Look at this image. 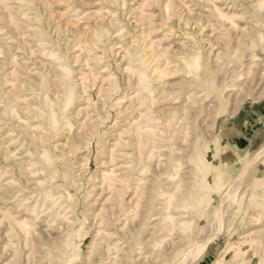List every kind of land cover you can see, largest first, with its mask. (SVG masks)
<instances>
[{"label": "rangeland", "instance_id": "obj_1", "mask_svg": "<svg viewBox=\"0 0 264 264\" xmlns=\"http://www.w3.org/2000/svg\"><path fill=\"white\" fill-rule=\"evenodd\" d=\"M260 2L0 0V264H264ZM250 78L258 87L233 96L237 81ZM192 81L200 94L181 111ZM133 121L150 125L141 139L138 125L129 128ZM226 124L235 131L222 134ZM138 139L148 146L142 149ZM171 148L191 202L188 239L164 261L131 260V245L148 233L121 228L115 212L131 192L121 189L120 176L138 184L144 174L142 187L145 180L155 185V164L165 165ZM243 172L238 188L222 199ZM135 199L144 204L142 196ZM141 202L138 215L130 210L127 219L141 215ZM221 207L223 219L212 226Z\"/></svg>", "mask_w": 264, "mask_h": 264}, {"label": "bare ground", "instance_id": "obj_2", "mask_svg": "<svg viewBox=\"0 0 264 264\" xmlns=\"http://www.w3.org/2000/svg\"><path fill=\"white\" fill-rule=\"evenodd\" d=\"M257 1V0H256ZM254 9V8H253ZM258 10H259V14L260 15H263L264 14V3H261L260 2V5L258 6ZM224 17V16H223ZM226 18V17H225ZM226 19H228V18H226ZM264 24V23H263ZM253 29V28H252ZM260 29V28H259ZM249 29H247L246 31H248ZM244 32V31H243ZM252 32V31H251ZM260 32V31H259ZM248 33V32H247ZM250 33V32H249ZM231 34V33H230ZM251 34H254V33H251ZM228 36V38H229V34H227ZM236 35V34H235ZM240 35V34H239ZM243 35H244V33H243ZM243 35L241 36L240 35V38L241 37H243ZM246 35V34H245ZM248 35V34H247ZM224 36V35H223ZM226 36V35H225ZM249 36V35H248ZM255 36V35H254ZM245 37V36H244ZM243 37V38H244ZM239 38V39H240ZM225 39V38H224ZM236 39V38H235ZM238 39V40H239ZM230 40V39H229ZM224 41V40H223ZM222 41V42H223ZM226 41V40H225ZM243 41V40H242ZM227 42H228V40H227ZM226 42V43H227ZM231 44H232V42H231ZM231 44H227L226 45V48L228 47V45L230 46ZM231 48V47H230ZM223 51V50H222ZM217 55H219V54H217ZM185 57V56H184ZM182 58V60H184V62L186 63V64H188V61H185V59L186 58ZM244 57V56H243ZM249 57H250V59H251V56H250V54H249V56H248V59H249ZM241 58H239V60H240ZM188 60V59H187ZM238 60V61H239ZM242 60V59H241ZM244 60V59H243ZM242 60V61H243ZM245 60H247V58L245 59ZM245 60H244V62H245ZM232 61V60H231ZM230 61V62H231ZM236 60H234V62H235ZM237 61V64L239 63V66H240V62H238ZM241 61V62H242ZM183 62V63H184ZM255 63V62H254ZM185 64V65H186ZM229 64V63H228ZM236 64V63H235ZM235 64H233L234 66H236ZM249 65H250V63H248ZM264 64V63H263ZM246 65V64H245ZM252 65H253V63H252ZM260 66V65H259ZM258 66V67H259ZM261 66H263V65H261ZM232 67V66H231ZM241 67H242V65H241ZM238 67H235V69H237ZM249 68V67H248ZM252 67H251V65H250V69H251ZM255 68V67H254ZM262 68H264V66L262 67ZM226 69H227V67H226ZM256 69V68H255ZM259 69V68H258ZM238 70V69H237ZM244 69H242V71H243ZM246 70V69H245ZM248 70V69H247ZM239 71H240V67H239ZM230 72H231V74H232V71L230 70ZM245 72V71H244ZM263 72V71H262ZM191 73H193V72H190L189 74H191ZM188 74V73H187ZM234 75V74H233ZM254 75L255 74H253V77H254ZM237 76V75H236ZM260 76V75H259ZM188 77V76H187ZM258 77V76H257ZM263 77V76H262ZM237 78H239L238 76H237ZM251 79V78H250ZM240 80V81H237V83L235 84V86H233V89H232V91H234V95L233 96H236V95H238V94H240V95H245L246 94V92H249L250 90L252 91L254 88H256V87H258V83H259V81L258 82H256L255 83V80H253V79H251V80ZM261 80V79H260ZM201 81V80H200ZM261 81H263V80H261ZM260 81V82H261ZM194 85L196 86L197 85V83L196 82H194V81H192L191 83H189L188 84V86L186 87V88H189V90L186 92V93H183V94H181V111H185V110H188V109H190L191 108V106L189 107L188 106V104H187V102L189 101V100H191V98L193 97V96H196V95H198V94H200V93H198L197 92V90L195 89V87H194ZM199 86V85H198ZM71 92V91H70ZM236 94V95H235ZM231 96V94H227L225 97L223 96L222 97V100H224V98H226V97H230ZM239 96V95H238ZM133 97H134V95H133ZM194 98V97H193ZM192 98V99H193ZM235 98V97H234ZM238 98H240V96L238 97ZM238 98H235L236 100L238 99ZM194 101V100H193ZM192 101V102H193ZM191 102V101H190ZM212 103V102H211ZM193 104V103H192ZM133 105V104H132ZM131 107V106H130ZM130 107H129V109H130ZM136 107V106H135ZM147 107V106H146ZM138 107H136L135 109H137ZM141 108V107H140ZM145 108V107H144ZM144 108H142V109H144ZM119 109V108H118ZM123 109V108H122ZM124 110V109H123ZM134 110V109H133ZM138 110V109H137ZM118 111V110H117ZM142 111V110H141ZM52 112V111H51ZM134 112V111H133ZM132 112V113H133ZM138 112V111H137ZM117 113V112H116ZM118 113H120V111L118 112ZM146 113V112H145ZM42 114V113H41ZM139 114V113H138ZM48 116H50V115H48ZM45 117V116H44ZM43 117V118H44ZM124 117V116H123ZM127 117V116H126ZM144 117H145V115H144ZM143 117V118H144ZM47 118V117H46ZM136 118V117H135ZM137 118H139V117H137ZM136 118V119H137ZM180 118V120H181V125L184 123V118L183 117H179ZM11 120V119H10ZM180 120H178V121H180ZM14 121V120H13ZM49 121V120H48ZM117 121V120H116ZM175 121H176V118H175ZM50 122V121H49ZM49 122H48V124H49ZM17 123V122H16ZM46 123V122H45ZM172 123L174 124V122L172 121ZM166 124V123H165ZM170 124V123H169ZM172 124V125H173ZM135 125H138L137 126V129H134L135 130V132H136V136H137V138H142V136L146 133V130L145 129H147L150 125L149 124H140V123H138V121H133L132 123H131V125H130V127L129 128H133V126H135ZM163 125V124H162ZM53 126V125H52ZM119 126V125H118ZM121 127H122V125H120ZM165 126H167V125H165ZM164 127V126H163ZM172 127H174V126H172ZM126 129H129V128H127V127H125ZM168 128V127H167ZM175 130H176V128H174ZM122 130H125V129H122ZM170 130H171V128H170ZM175 130H173V132H175ZM131 132L130 133H132V130H130ZM185 130H183V132H184ZM128 132V131H127ZM154 132H157V130L156 131H154ZM167 132H168V134L170 133V131H169V128L167 129ZM173 132H171V133H173ZM177 133V132H176ZM176 133H174V134H176ZM179 133V132H178ZM167 134V135H168ZM78 135V134H77ZM123 135V134H122ZM155 135V134H154ZM171 135V134H170ZM133 136H134V133H133ZM122 137V136H121ZM121 137H120V139H121ZM156 137H157V135H156ZM159 137V136H158ZM178 137V136H177ZM179 137H180V135H179ZM149 138V140H150V137H148ZM153 138V137H152ZM162 138H164V137H162ZM119 138H118V140H120ZM136 139V138H135ZM146 139V138H145ZM167 139V138H166ZM179 139V138H178ZM183 139H185V138H183ZM182 139V140H183ZM187 139H185V141H186ZM139 141V139L137 140V142ZM153 141H154V139H153ZM156 141V140H155ZM162 141H164V139L162 140ZM175 141V140H174ZM188 142H189V140H187ZM186 141V142H187ZM120 142V144H121V141H119ZM136 142V141H135ZM140 142V144L142 143V146H143V143H144V141L143 142H141V141H139ZM160 141H158V143H159ZM169 142V141H168ZM176 142H177V140H176ZM119 145V144H118ZM169 145V144H168ZM172 145V144H171ZM186 145V144H185ZM189 145V144H188ZM19 146V145H18ZM146 146H148V144L146 145ZM145 146V147H146ZM161 146V145H160ZM159 146V147H160ZM190 146V145H189ZM115 147V146H114ZM144 147V146H143ZM142 147V149H145V147L143 148ZM181 147H182V145H181ZM191 147V146H190ZM14 148V147H13ZM138 149H139V147H137ZM186 148V147H185ZM187 148H189L188 146H187ZM186 148V149H187ZM167 149L169 150L170 149V146H167ZM166 149V150H167ZM162 150H165V149H162ZM179 150V149H178ZM88 151V150H87ZM144 151V150H143ZM192 151V150H191ZM162 151H161V149H160V153H161ZM164 152V151H163ZM188 152V151H187ZM262 152H264V149L257 155V156H259ZM139 153V152H138ZM137 153V155H140V154H138ZM165 153V152H164ZM184 153H186L185 151H184ZM183 153V154H184ZM113 154V153H112ZM118 154V153H117ZM143 153H141V155H142ZM161 154H163V153H161ZM161 154H160V157H161ZM174 153H173V150H172V148H171V151L169 152V154H165L164 155V157L166 156L168 159L167 160H165V161H163V162H165V165H166V167H164L165 165H164V163L162 164V163H160V165H164L162 168L160 167L159 168V166L157 165V164H155V167H157V169L155 170V174H154V177L153 178H155V180H157V182L158 183H155V185L153 184V186H152V180H145V182H146V184H144V187H142V185L143 184H140V182H142V180H144V179H142V176H144V174H142V175H140L139 177H141V179H139L138 180V184H131V182L130 183H127V178H126V174L125 175H122V176H120V179H121V189L122 190H124L125 191V193H129V192H131L130 193V195H129V197H128V200H126V199H124V198H122L121 200H120V208H118V207H116V205H115V207L116 208H118L119 210L117 211V212H115L116 213V215L118 216V220H120V221H122L121 223H122V227L121 228H123V227H126L127 225L130 227V229L131 230H133V231H137L138 232V234L139 235H142V234H144V233H148V236L143 240V239H140L139 238V241L137 242L136 241V243H133V245H131V248H130V251L132 252V251H134L133 253H130V259L131 260H134V258H136L137 260H139V259H142V258H149L151 261H153L154 263H157V262H159V261H164V260H166L167 259V257L169 256V254L171 253V252H173V251H175V250H177L178 249V247H180V245H181V243H185L186 244V242L185 241H187V239H188V237H187V235H186V233L187 232H185V231H187V229H186V225H185V223H184V220H185V217H186V215H187V210H188V207L189 206H191V202H189L190 200L189 199H187L188 198V190H187V187H186V189L184 188V183H186L187 181L183 178H181V176H179L178 177V175H179V168H177L176 169V167H175V162L177 161V159L176 158H174V155H173ZM11 155V154H10ZM123 155H126V154H123ZM141 155H140V157H141ZM195 155V154H194ZM143 156V155H142ZM145 156V155H144ZM155 156V155H154ZM179 156H181L182 157V159H183V156H182V154L180 155L179 154ZM261 156V155H260ZM151 157H153V156H151ZM158 157V156H157ZM142 158V157H141ZM156 158V157H155ZM180 158V157H179ZM253 158V157H252ZM261 158V157H260ZM157 159V158H156ZM18 160H19V158H18ZM132 160V159H131ZM141 160H143V158L141 159ZM158 160H159V158H158ZM139 161H140V158H139ZM139 161H138V163H139ZM259 161V160H258ZM141 162V161H140ZM181 162V161H180ZM132 163V162H131ZM150 163H151V161H150ZM155 163V162H154ZM120 164V163H119ZM256 164V163H255ZM254 164V165H255ZM147 165V164H146ZM146 165H145V167H146ZM149 165V164H148ZM181 165V164H180ZM187 165V164H186ZM63 166V165H62ZM59 167H61V166H59ZM253 167V166H252ZM63 168V167H62ZM136 168V167H135ZM147 168L149 169V167L147 166ZM153 168H154V166H153ZM118 169V168H117ZM123 169V168H122ZM144 168H142V170H143ZM151 169H152V167H151ZM161 169V170H160ZM189 169V168H188ZM88 170V169H87ZM113 170V169H112ZM112 170H110V172H109V174L111 173V171ZM119 170V169H118ZM131 170V169H130ZM142 170L140 169V173L142 172ZM158 170V171H157ZM115 171V170H114ZM112 172V173H116V172ZM187 171V170H186ZM251 171V170H250ZM190 172V171H189ZM143 173H144V171H143ZM145 173H148V171L147 172H145ZM186 173V172H185ZM185 173H184V175H185ZM196 173H198L199 174V172H195V175H196ZM113 174V176H117V175H114ZM117 174V173H116ZM120 174H122V173H120ZM190 174V173H189ZM247 174H249L248 172H247ZM108 175V174H107ZM148 175V174H147ZM146 175V176H147ZM151 175H152V173H151ZM245 175V172H243L240 176H238L237 177V179H236V181L235 182H233V184H232V186H231V188H229V189H227L226 190V192H224L223 193V198L222 199H224L226 196H228L229 197V194L231 195L232 193L231 192H234L233 190L236 188H238V185H236V183L238 182V181H240V180H242L243 179V176ZM251 175V174H250ZM249 175V176H250ZM50 176V175H49ZM110 176V175H109ZM200 177V174L199 175H196V177ZM251 176H253V175H251ZM113 178V177H112ZM245 178V177H244ZM131 179V178H130ZM147 179V178H146ZM151 179V178H150ZM202 179V178H201ZM90 180V179H89ZM109 180V179H108ZM119 180V179H118ZM117 180V181H118ZM134 180V179H133ZM111 181H113V180H111ZM110 181V182H111ZM186 181V182H185ZM200 182V181H199ZM241 182H244V180L243 181H241ZM135 183H137V182H135ZM144 183V182H143ZM192 183H194V182H192ZM107 184V183H106ZM112 184V183H111ZM120 184V183H119ZM151 184V185H150ZM108 186V185H107ZM112 186V185H111ZM118 186V185H117ZM197 186V185H196ZM241 186H242V183H241ZM115 187H116V185H115ZM114 187V188H115ZM240 187V186H239ZM45 189V188H44ZM109 189H110V187H109ZM116 189H117V187H116ZM115 189V190H116ZM191 189V188H190ZM197 189V188H196ZM192 190V189H191ZM198 190V189H197ZM196 190V191H197ZM118 190H116L115 192H117ZM196 191H194L193 192V195H196ZM122 192V191H121ZM118 193V192H117ZM119 195V194H118ZM142 196V198L144 199V204L140 201V200H137L138 202H136V199H135V197L136 196ZM192 195V198L193 197H196V196H193ZM123 196V195H122ZM126 196H127V194H126ZM119 198H120V196H118ZM197 197H198V195H197ZM118 198V199H119ZM126 198V197H125ZM135 199V200H134ZM141 199V198H140ZM227 199V198H226ZM106 200V199H105ZM230 200V199H229ZM129 201V202H128ZM143 204V206H142V208H141V211H139V209H138V211L141 213V215L140 216H136V217H134L135 215H138V213H137V211H136V209L137 208H139V204H140V202ZM224 201V200H223ZM113 202H114V200H113ZM112 202V203H113ZM132 202V203H131ZM226 202V201H225ZM230 202V201H229ZM104 203V202H103ZM106 203V202H105ZM119 203V202H118ZM127 203H131V207H128L126 204ZM134 204H136L138 207H136L135 209H134ZM225 204H227V203H225ZM225 204H224V206H225ZM140 206H141V204H140ZM105 208H106V204H105ZM227 208V207H226ZM115 208H114V206H113V209H111V210H114ZM191 209V208H190ZM111 210H109V211H111ZM117 210V209H116ZM130 210H134L133 212H135V213H137V214H135L134 216H133V218L132 217H130V218H132L133 219V221L132 222H130L128 219H130L129 217H128V219H127V216L129 215V211ZM193 210V209H192ZM226 210L227 209H225V210H223V208L221 207V208H219V211H218V214L217 215H214V217L211 219V221L209 222V224H211L212 226H213V224L212 223H215V222H221L222 221V219H223V213L224 212H226ZM115 211V210H114ZM259 211V210H258ZM132 212V211H131ZM195 212V214H196V211H194ZM106 213V212H105ZM109 214H110V212H108ZM107 213V214H108ZM111 213H112V211H111ZM114 213V214H115ZM108 214V215H109ZM113 214V213H112ZM198 214V213H197ZM133 215V214H132ZM198 215H200V214H198ZM194 218V217H193ZM110 219V218H109ZM108 219V220H109ZM112 219V218H111ZM131 219V220H132ZM135 219V220H134ZM248 219V218H247ZM251 219V218H250ZM198 220V219H197ZM129 221V222H128ZM251 222V221H250ZM85 223V222H84ZM98 223V222H97ZM258 223V222H257ZM112 224V223H111ZM209 224L207 225V226H209ZM252 224V223H251ZM103 225V224H102ZM254 225V224H253ZM258 225V224H257ZM15 226V225H14ZM80 226V225H79ZM196 226H197V223H196ZM205 226H206V224H205ZM206 226V227H207ZM215 226V225H214ZM252 226V225H251ZM16 227V226H15ZM120 227V226H119ZM189 227V226H188ZM195 227V226H194ZM198 227V226H197ZM127 228V227H126ZM212 228V230L214 229L213 227H211ZM211 228H209L208 227V231H209V229H211ZM221 228V227H220ZM119 229V228H118ZM195 229V228H194ZM197 229V228H196ZM199 229V228H198ZM197 229V230H198ZM224 229V228H223ZM253 229H254V227H253ZM259 229V228H258ZM262 229H263V227H262ZM124 230H126V229H124ZM123 230V231H124ZM128 230V229H127ZM126 230V231H127ZM216 230H217V228H216ZM221 230H222V228L219 230V232H221ZM248 230V229H247ZM256 230V229H255ZM195 231V230H194ZM193 231V232H194ZM251 231V230H250ZM258 232L260 231V230H257ZM108 232V231H107ZM125 232V231H124ZM209 232H211V231H209ZM213 232V231H212ZM261 232V231H260ZM259 232V233H260ZM121 234H124L123 232H122V230H121V232H120ZM190 233V232H189ZM247 233V232H246ZM252 233V232H251ZM251 233H248V234H251ZM210 234V233H209ZM213 234V233H212ZM256 234H258V233H256ZM262 234V233H261ZM99 235V234H98ZM104 235V234H103ZM246 235V234H245ZM244 235V236H245ZM216 236V235H215ZM257 236V235H256ZM259 236V235H258ZM246 237V236H245ZM244 237V238H245ZM103 238V237H102ZM101 238V239H102ZM241 238V237H240ZM246 238H248V237H246ZM98 239V238H97ZM100 239V240H101ZM106 239V238H105ZM109 239V238H108ZM199 239H201V237L199 238ZM207 239V238H206ZM242 239V238H241ZM107 240V239H106ZM114 240V239H113ZM123 241V239H120V241ZM204 240V239H203ZM108 241V240H107ZM201 241V240H200ZM206 241V240H205ZM244 241V240H243ZM264 241V240H263ZM102 242V241H101ZM104 242H106V241H104ZM109 242V241H108ZM127 242V241H126ZM207 242V241H206ZM210 242V241H209ZM229 242V241H228ZM237 242H241V241H237ZM110 243V242H109ZM234 243V242H233ZM92 244V243H91ZM97 244H100V243H97ZM104 244V243H103ZM130 244V243H129ZM263 244V243H262ZM196 245V244H195ZM203 245L204 246H206L207 245V243H203ZM228 245H229V243H228ZM256 245V244H255ZM124 246V245H123ZM204 246H202V247H204ZM231 246V245H230ZM106 247H107V243H106ZM201 247V246H200ZM201 247V248H202ZM257 247V246H256ZM261 247V246H260ZM103 248V247H102ZM108 248V250H106V251H110L109 249H110V246H108L107 247ZM106 248V249H107ZM113 248V250H117L118 249V247H117V245H115V246H112L111 245V249ZM235 248V247H234ZM262 248V247H261ZM101 249V248H100ZM231 250V249H230ZM100 253L102 252V250H98ZM118 251V250H117ZM228 251V250H227ZM95 252V251H94ZM98 252V253H99ZM202 252V251H201ZM96 253V252H95ZM94 253V254H95ZM136 253L138 254L137 256H136ZM112 254V253H111ZM226 254V253H225ZM260 254V253H259ZM91 255V254H90ZM89 255V256H90ZM98 255H100V254H98ZM112 256V255H111ZM128 256V255H127ZM95 257H96V255H95ZM108 257V256H107ZM117 257V256H116ZM203 257V256H202ZM115 258V257H114ZM118 258V257H117ZM117 258H115V259H117ZM219 258V257H218ZM224 258H225V256H224ZM91 259H93V258H91ZM95 259H97V257L95 258ZM90 261H92V260H90ZM97 261H100V258H98V260ZM104 261V260H103ZM114 261V260H113ZM127 261V260H126ZM183 261V260H182ZM180 262V263H173V264H186L187 262H188V260H184L183 262ZM191 261V260H190ZM116 262V261H115ZM118 262H119V260H118ZM118 262H116V263H118ZM138 262V261H137ZM136 262V263H137ZM146 262H147V260H146ZM216 262V264H217V261H215ZM120 263V262H119ZM118 263V264H119ZM135 263V264H136ZM141 263V262H140ZM139 263V264H140ZM192 263H197V262H192ZM219 263V262H218ZM87 264V263H86ZM112 264V263H111ZM115 264V263H114Z\"/></svg>", "mask_w": 264, "mask_h": 264}, {"label": "crops", "instance_id": "obj_3", "mask_svg": "<svg viewBox=\"0 0 264 264\" xmlns=\"http://www.w3.org/2000/svg\"><path fill=\"white\" fill-rule=\"evenodd\" d=\"M259 112H264V104H261V105L259 106ZM254 114H255V113H254ZM260 114H263V113H259V115H260ZM259 115L256 114V117H258V119H260V120H258V121L260 122V124H258V125H261V128L264 129V115H260V116H259ZM244 121H245L244 123H241L242 127H243V126H244V127L247 126V124H248V122L250 121V119H246V120H244ZM230 129H231L232 131H235V127H234V125L230 126L229 124H226V126L221 130V133L227 135V133L229 132ZM233 133H234V132H233ZM240 134H242V133L235 132V133H234V138H235L236 140L242 139V138H243V135H240ZM227 150H228V149H227ZM227 150H225V151L223 152L222 157L225 156Z\"/></svg>", "mask_w": 264, "mask_h": 264}]
</instances>
